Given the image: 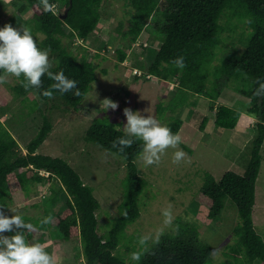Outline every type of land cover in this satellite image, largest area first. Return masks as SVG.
<instances>
[{"label": "trees", "instance_id": "obj_1", "mask_svg": "<svg viewBox=\"0 0 264 264\" xmlns=\"http://www.w3.org/2000/svg\"><path fill=\"white\" fill-rule=\"evenodd\" d=\"M105 0H48L46 9L42 0H22L17 13L7 22L14 28L27 27L31 30L41 50L51 49L49 59L53 73L63 71L77 81L80 96L75 89L61 94L53 91V98L42 95L51 87L53 80L42 78L41 88L22 86L23 77L12 87L16 97L26 101L37 94L44 103L64 104L77 110L95 81V66L86 56L81 60L63 45L64 38L88 39L101 19V5ZM126 10L127 30L123 37L135 43L141 32L152 26V39L160 46L148 65H140V77L167 82L175 79V93L167 105L159 103L156 112L165 110L172 115L167 124L177 134L183 121L182 110L195 104L188 97H204L213 112L214 125L221 129H233L240 118V112L226 105H217L222 91L230 89L249 99L247 111L257 116L252 149L245 173L225 172L219 180L207 175L196 199L206 209V219L213 220L223 209V199L228 197L235 205L239 223L232 230L233 243L226 246L225 260L220 264H264V238L254 225L255 182L261 165V146L264 141V97H256L257 80L264 82V0H122ZM29 9L28 16L23 11ZM67 10V11H66ZM66 11L64 18H60ZM228 19L245 24L247 33L233 38L228 34L233 49L228 51L221 64L212 67L216 56L215 48L223 44L224 32H235L236 25H224ZM128 16V17H127ZM251 21L248 23L247 21ZM120 31V28H119ZM235 44L241 45L239 51ZM118 62L122 63L127 53L117 49ZM183 56L186 67L177 68L172 61ZM145 70V71H142ZM3 73L0 72V75ZM0 96L1 93H0ZM0 104L7 103L0 97ZM46 119V118H45ZM43 121L37 135L24 147L25 152L7 128L0 123V211L6 212L9 201H18L17 196L26 198L35 185L56 179L59 186L51 188L48 197L51 206L57 204L59 193L66 195L64 206L57 213L56 227L66 241L79 239L84 264H211L212 247L199 239L198 225L183 217L176 218L174 232H165L158 244L140 247L143 255L140 261H125L117 254L121 232L140 215L139 196L144 182L138 175L135 158L143 151V141L134 139L130 148L120 153L112 147L118 138H127L126 133L104 118L96 120L85 134V140L115 154L126 162L128 174L125 184V204L120 215L114 219L109 232L100 235L97 231L96 211L99 202L93 189L86 185L80 175L60 157L37 153L52 125ZM207 118L201 122L203 130ZM181 147L187 151L184 145ZM57 184V183H56ZM23 197V198H24ZM45 198V197H44ZM50 206V207H51ZM127 212L125 216L124 213ZM40 225L35 224V227ZM178 226V230H177Z\"/></svg>", "mask_w": 264, "mask_h": 264}, {"label": "rangeland", "instance_id": "obj_2", "mask_svg": "<svg viewBox=\"0 0 264 264\" xmlns=\"http://www.w3.org/2000/svg\"><path fill=\"white\" fill-rule=\"evenodd\" d=\"M21 4L22 0H0V28L17 13ZM127 9L122 0H105L101 5V19L88 39L62 40L67 50L79 60L86 56L95 66V81L77 110L61 103L52 107L40 100L37 94L23 101V97L14 95L12 87L18 80L13 76L8 77V83L0 85V97L7 103L5 108L0 104V123L9 130L23 152L26 144L37 135L44 119L51 123L52 130L36 152L64 159L80 175L82 181L93 189L99 202L96 219L100 235L109 232L114 219L124 207L128 168L120 157L87 142V130L96 120L104 118L105 122H110L125 132V108L138 111L145 117L151 115L165 126L172 120L168 111L159 115L156 108L159 103L167 105L169 98L175 93V79L163 82L155 77L144 80L135 76L134 72H137V68L140 69L141 64H150L160 42L151 38L153 34L150 25L141 32L135 43L124 38ZM29 13V9L23 11L24 16ZM221 22L224 25L234 23L237 27L234 34L227 31L223 33V44L215 48L216 56L212 67L221 64L228 51L233 49L228 34L233 38L239 33H247L245 24L243 26L238 20L228 19L224 15ZM235 48L239 51L242 49L239 44H235ZM117 49L127 53L122 63L118 62ZM106 99L116 102L118 108L107 109ZM188 100L195 104L185 107L180 114L183 123L177 134L182 142L178 149H167L158 166H145L143 151L134 160L138 175L144 182L139 196L140 215L120 233L117 246V254L129 263L132 260L131 254L141 247L138 243L140 237L149 234L154 236L160 228L164 229V233L174 232V222L180 216L198 225L199 239L212 247L211 264L223 262L226 246L234 241L232 230L239 223V217L231 200L225 197L218 217L207 220L206 209L200 205L196 196L207 175L219 180L227 171L239 175L245 173L256 135L254 125L258 119L255 114L247 111L249 99L230 89L222 91L216 104L226 105L240 112V118L233 129H221L214 125L213 112L204 97L190 95ZM204 117L208 120L201 130ZM181 144L189 151L183 149ZM176 150H183L187 154L185 159L190 162L174 164L172 159ZM58 186L56 179L42 182L35 185L26 198L20 194L17 196L18 201H9L5 216L21 215L25 223L40 226L31 232L14 228L3 235L10 237L17 231H24L26 241L43 244L46 251L56 258L57 264H84L79 239L64 240L56 227L55 216L64 206L66 195L60 192V201L54 206H51L48 196L51 188L57 190ZM169 204L172 205L174 219L170 226H165L162 210ZM49 215L53 217L52 223L42 225L40 222ZM253 219L257 231L264 238V141L261 146V165L255 182ZM151 242L149 240L146 246Z\"/></svg>", "mask_w": 264, "mask_h": 264}, {"label": "clouds", "instance_id": "obj_3", "mask_svg": "<svg viewBox=\"0 0 264 264\" xmlns=\"http://www.w3.org/2000/svg\"><path fill=\"white\" fill-rule=\"evenodd\" d=\"M42 3L46 9H50L48 0H42ZM247 22L251 23L250 20ZM50 51L51 49L41 50L38 47L29 28L18 29L11 24H5L3 28H0V72L3 73L0 75V85L8 83L9 76L17 79L23 77L22 86L25 90L32 87L39 89L42 87V78L46 74L55 83L43 91L44 97L52 99L54 90L64 94L74 89V95L80 96L77 81L69 79L62 70L56 73L51 71L53 65L49 59ZM172 63L180 69L186 67L183 56L176 58ZM256 83L258 88L254 95L264 97V82L257 80ZM104 101H106L107 109L116 110L118 108L116 102L107 99ZM124 115L127 120L125 125L127 138H118L113 141L112 147L123 153L126 148L133 145L134 139L143 141L142 160L145 166H158L167 149H178L182 142L179 134H173L169 127L162 125L151 115L145 117L138 111L133 112L130 108L124 109ZM186 156L187 154L183 150H176L172 162L174 164H180L182 161L190 162V160L185 159ZM10 210L14 211L13 209ZM162 214L164 225L170 226L174 219L172 205L169 204L163 209ZM124 215L126 216L127 212ZM52 221L53 217L49 215L40 223L47 225ZM14 228L29 232L35 230V226L31 223H25L21 215L14 214L8 217L4 215L3 211H0V264H57L56 258L46 251L43 244L27 242L24 231H17L15 235L10 237L3 235L5 232L13 231ZM163 234L164 229L160 228L154 236L149 234L140 237L138 243L142 248L147 245L149 240L153 244H158ZM142 255V252H133L131 259L138 262Z\"/></svg>", "mask_w": 264, "mask_h": 264}, {"label": "built area", "instance_id": "obj_4", "mask_svg": "<svg viewBox=\"0 0 264 264\" xmlns=\"http://www.w3.org/2000/svg\"><path fill=\"white\" fill-rule=\"evenodd\" d=\"M135 74H137L138 76L141 75V72L140 71H137V72H134Z\"/></svg>", "mask_w": 264, "mask_h": 264}, {"label": "water", "instance_id": "obj_5", "mask_svg": "<svg viewBox=\"0 0 264 264\" xmlns=\"http://www.w3.org/2000/svg\"><path fill=\"white\" fill-rule=\"evenodd\" d=\"M67 11V10H66ZM66 11H65V13L63 14V16H61L60 18H64L65 17V15H66Z\"/></svg>", "mask_w": 264, "mask_h": 264}, {"label": "crops", "instance_id": "obj_6", "mask_svg": "<svg viewBox=\"0 0 264 264\" xmlns=\"http://www.w3.org/2000/svg\"><path fill=\"white\" fill-rule=\"evenodd\" d=\"M221 94H222V93H221ZM221 94H220V95H221ZM219 97H220V96H219ZM219 97H218V98H219ZM248 101H249V100H248Z\"/></svg>", "mask_w": 264, "mask_h": 264}]
</instances>
